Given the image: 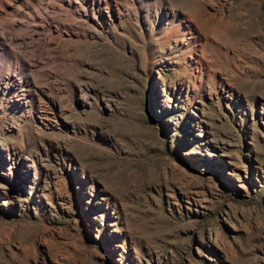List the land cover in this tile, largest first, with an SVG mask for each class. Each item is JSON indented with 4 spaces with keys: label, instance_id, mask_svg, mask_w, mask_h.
I'll return each mask as SVG.
<instances>
[{
    "label": "rangeland",
    "instance_id": "1",
    "mask_svg": "<svg viewBox=\"0 0 264 264\" xmlns=\"http://www.w3.org/2000/svg\"><path fill=\"white\" fill-rule=\"evenodd\" d=\"M8 2L0 264H264V0Z\"/></svg>",
    "mask_w": 264,
    "mask_h": 264
},
{
    "label": "bare ground",
    "instance_id": "2",
    "mask_svg": "<svg viewBox=\"0 0 264 264\" xmlns=\"http://www.w3.org/2000/svg\"><path fill=\"white\" fill-rule=\"evenodd\" d=\"M8 1H10V2H12V1H15V0H0V3H7ZM10 2H8V3H10ZM7 5V4H6ZM0 9H2V8H0ZM6 11V10H5ZM6 13V12H5Z\"/></svg>",
    "mask_w": 264,
    "mask_h": 264
}]
</instances>
